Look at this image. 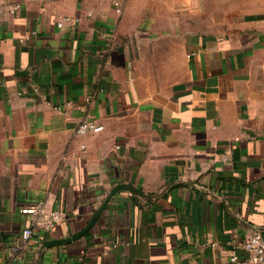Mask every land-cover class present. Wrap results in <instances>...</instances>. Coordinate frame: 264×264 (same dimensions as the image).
<instances>
[{"label":"crops","instance_id":"crops-1","mask_svg":"<svg viewBox=\"0 0 264 264\" xmlns=\"http://www.w3.org/2000/svg\"><path fill=\"white\" fill-rule=\"evenodd\" d=\"M254 230L264 0H0V264H240Z\"/></svg>","mask_w":264,"mask_h":264},{"label":"built area","instance_id":"built-area-1","mask_svg":"<svg viewBox=\"0 0 264 264\" xmlns=\"http://www.w3.org/2000/svg\"><path fill=\"white\" fill-rule=\"evenodd\" d=\"M117 12L121 13L120 2L116 3ZM19 10V5H15L11 8L12 13H17ZM73 19L71 17H63L57 25L62 27L64 23L71 22ZM23 41V40H22ZM92 96H88L85 100L90 102ZM104 129V125L100 123L97 119L86 116L84 117L76 128V133L78 135H86L90 133H98ZM45 203L39 202L35 205L27 206L22 209V213L38 215L44 209ZM62 213L58 211H52L47 222L46 227L50 228L54 223L62 219ZM22 240L24 243L28 244L34 238V228L26 227L21 234ZM243 249L246 251V257L240 262V264H264V235L261 230H254L242 244ZM232 260H238L237 255L232 256Z\"/></svg>","mask_w":264,"mask_h":264},{"label":"water","instance_id":"water-1","mask_svg":"<svg viewBox=\"0 0 264 264\" xmlns=\"http://www.w3.org/2000/svg\"><path fill=\"white\" fill-rule=\"evenodd\" d=\"M83 233L82 232L81 233H78L73 238H77V237L81 236V234H83ZM57 243H59V242L58 241H50V242H46L44 246L48 247V246H51V245H54V244H57Z\"/></svg>","mask_w":264,"mask_h":264}]
</instances>
